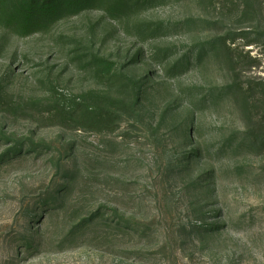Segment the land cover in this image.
Returning a JSON list of instances; mask_svg holds the SVG:
<instances>
[{"label": "rangeland", "instance_id": "374dc122", "mask_svg": "<svg viewBox=\"0 0 264 264\" xmlns=\"http://www.w3.org/2000/svg\"><path fill=\"white\" fill-rule=\"evenodd\" d=\"M249 82L264 85V0L0 22V264H264V95L218 91Z\"/></svg>", "mask_w": 264, "mask_h": 264}, {"label": "trees", "instance_id": "16d2710c", "mask_svg": "<svg viewBox=\"0 0 264 264\" xmlns=\"http://www.w3.org/2000/svg\"><path fill=\"white\" fill-rule=\"evenodd\" d=\"M164 0H0V22H7L17 29L20 28L26 33L47 30L58 20L67 16L78 14L82 11L90 10L98 6L105 7L108 15L114 20L119 21L128 18L130 13L148 5L162 2ZM237 35V32L230 33L231 39ZM215 43V42H214ZM232 43L234 44L233 40ZM227 46V38L221 37L211 48L202 47L199 49L198 57L194 60L195 51L185 54L177 59L173 64V70H186L202 63L203 53L205 50L225 49ZM230 49V47H228ZM96 73L102 78L117 77L114 71V64L108 60L94 57L91 63ZM130 80V79H129ZM219 92L224 97L243 96L245 98H254L255 96L264 95V85L262 82H249L246 86H226L221 88ZM216 92H202L199 89L191 90V97L196 101L203 103H215ZM1 96V92H0ZM63 108L58 113L61 116H68L72 108ZM112 112L98 113L91 118L95 121L109 122L111 121ZM252 139V138H251ZM253 140V139H252ZM251 140V141H252ZM233 149V148H232ZM199 152V151H198Z\"/></svg>", "mask_w": 264, "mask_h": 264}]
</instances>
